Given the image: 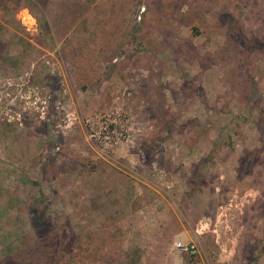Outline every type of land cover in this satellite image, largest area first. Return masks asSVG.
Segmentation results:
<instances>
[{"label":"rangeland","instance_id":"obj_1","mask_svg":"<svg viewBox=\"0 0 264 264\" xmlns=\"http://www.w3.org/2000/svg\"><path fill=\"white\" fill-rule=\"evenodd\" d=\"M124 241L264 264V0H0V264Z\"/></svg>","mask_w":264,"mask_h":264},{"label":"trees","instance_id":"obj_2","mask_svg":"<svg viewBox=\"0 0 264 264\" xmlns=\"http://www.w3.org/2000/svg\"><path fill=\"white\" fill-rule=\"evenodd\" d=\"M44 28H45V30H48V26L46 23H45ZM2 124H3L2 128H5V129H9L10 125H11V124H8L7 121H5V119H3V122L1 123V125ZM119 231H121L120 228H119ZM57 244L59 245V249L63 250L64 252H67L68 248L66 245H62L63 242L59 241ZM123 248L130 252V256L128 257L130 264H136L139 262L140 256H141V246L137 242H135V241H124ZM55 251L57 252L58 250H55ZM64 252L61 251V253H63V254H64ZM13 253H11V255ZM32 255H33L32 250L26 249V250H19L18 252L15 253L14 257H19L23 261H26V260L30 259L32 257ZM34 256L35 255H33V257ZM11 258H13V256ZM118 262H119V260H116L114 262V264H118ZM71 264H74V262L71 261Z\"/></svg>","mask_w":264,"mask_h":264},{"label":"built area","instance_id":"obj_3","mask_svg":"<svg viewBox=\"0 0 264 264\" xmlns=\"http://www.w3.org/2000/svg\"><path fill=\"white\" fill-rule=\"evenodd\" d=\"M175 249L186 256L194 257L198 253L197 245L192 242L177 241L174 243Z\"/></svg>","mask_w":264,"mask_h":264},{"label":"crops","instance_id":"obj_4","mask_svg":"<svg viewBox=\"0 0 264 264\" xmlns=\"http://www.w3.org/2000/svg\"><path fill=\"white\" fill-rule=\"evenodd\" d=\"M246 179V178H245Z\"/></svg>","mask_w":264,"mask_h":264}]
</instances>
